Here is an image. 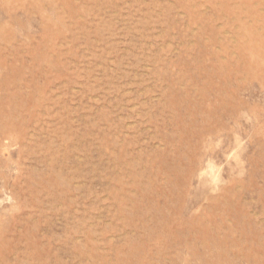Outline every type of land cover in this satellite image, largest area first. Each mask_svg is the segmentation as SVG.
<instances>
[{
	"label": "rangeland",
	"instance_id": "374dc122",
	"mask_svg": "<svg viewBox=\"0 0 264 264\" xmlns=\"http://www.w3.org/2000/svg\"><path fill=\"white\" fill-rule=\"evenodd\" d=\"M0 264H264V0H0Z\"/></svg>",
	"mask_w": 264,
	"mask_h": 264
},
{
	"label": "bare ground",
	"instance_id": "6f19581e",
	"mask_svg": "<svg viewBox=\"0 0 264 264\" xmlns=\"http://www.w3.org/2000/svg\"><path fill=\"white\" fill-rule=\"evenodd\" d=\"M7 199V198H6Z\"/></svg>",
	"mask_w": 264,
	"mask_h": 264
}]
</instances>
